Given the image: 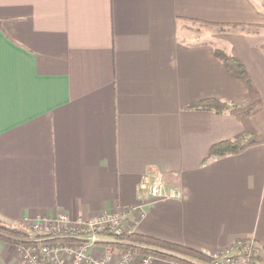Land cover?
Here are the masks:
<instances>
[{
    "label": "crops",
    "instance_id": "0c3cea01",
    "mask_svg": "<svg viewBox=\"0 0 264 264\" xmlns=\"http://www.w3.org/2000/svg\"><path fill=\"white\" fill-rule=\"evenodd\" d=\"M206 99L241 108H190ZM155 176L179 196H146ZM117 211L208 256L247 239L264 254V0H0V222ZM0 264H26L18 245L0 239Z\"/></svg>",
    "mask_w": 264,
    "mask_h": 264
},
{
    "label": "built area",
    "instance_id": "2783aa9c",
    "mask_svg": "<svg viewBox=\"0 0 264 264\" xmlns=\"http://www.w3.org/2000/svg\"><path fill=\"white\" fill-rule=\"evenodd\" d=\"M141 191L154 199L179 196L176 189L166 187L160 176L142 182ZM128 214V211L105 213L77 224L62 214L29 223L36 235L28 240V245L18 246L19 252L26 264H152L151 255L100 245V242H115L112 236L101 238L100 232L133 233L126 222ZM262 251L255 240H240L210 256L211 262L195 264H260L258 256Z\"/></svg>",
    "mask_w": 264,
    "mask_h": 264
},
{
    "label": "trees",
    "instance_id": "16d2710c",
    "mask_svg": "<svg viewBox=\"0 0 264 264\" xmlns=\"http://www.w3.org/2000/svg\"><path fill=\"white\" fill-rule=\"evenodd\" d=\"M215 54L216 57H218L224 63L228 73L232 77L243 80L248 85V87L252 88V81L247 69L236 57L228 55L227 53L220 50H216ZM190 108L223 113L226 111L238 110L241 108V106L225 103L218 99H206L193 103ZM252 136L253 133H248L243 138L219 142L211 147L209 156L214 155L218 157H224L238 153L246 147L249 139ZM99 234L106 237L112 236L115 240V242H100V245L102 246H110L115 249L129 250L139 254L151 255L154 258L161 257L179 264L194 263L174 256L173 254H179L181 256L192 258L204 263H209L212 261L210 256L202 252L190 249L177 243L164 241L147 235L138 233H124L122 235H114L110 230L100 232ZM0 239L18 246H22L29 244L28 240L30 239V235L27 231H24L21 228L0 222Z\"/></svg>",
    "mask_w": 264,
    "mask_h": 264
},
{
    "label": "rangeland",
    "instance_id": "374dc122",
    "mask_svg": "<svg viewBox=\"0 0 264 264\" xmlns=\"http://www.w3.org/2000/svg\"><path fill=\"white\" fill-rule=\"evenodd\" d=\"M197 27H199V30H197L198 29ZM208 35L210 36V39L212 41H218L219 37L223 36L222 33H221V29H219L218 27L216 28V27H212V26H209V27L196 26V28H195V38L196 39L197 38H202V36H205V38H206ZM199 40H201V39H198L197 41H199ZM16 227L21 228L24 231H27L29 233V235H30V239L34 238L35 235H36V232H37L36 230H33V228L30 227L28 224L23 225V226L22 225L21 226H16ZM100 237L104 238V239L108 238V237L103 236V235H100ZM116 250L119 251L120 249H116ZM262 252L258 256V261H259L260 264H264V259L263 260L261 259V258H264V254H262ZM174 255H176L178 257H184V256H181L179 254H174ZM259 257H261V258H259ZM135 261H137V259H134V262Z\"/></svg>",
    "mask_w": 264,
    "mask_h": 264
}]
</instances>
